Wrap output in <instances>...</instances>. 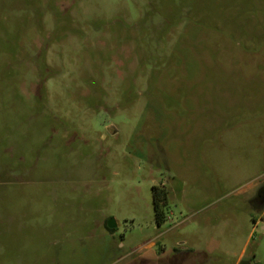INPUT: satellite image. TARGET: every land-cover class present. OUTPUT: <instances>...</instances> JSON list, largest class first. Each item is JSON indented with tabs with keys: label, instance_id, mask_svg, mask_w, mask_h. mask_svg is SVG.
I'll list each match as a JSON object with an SVG mask.
<instances>
[{
	"label": "rangeland",
	"instance_id": "obj_1",
	"mask_svg": "<svg viewBox=\"0 0 264 264\" xmlns=\"http://www.w3.org/2000/svg\"><path fill=\"white\" fill-rule=\"evenodd\" d=\"M259 5L0 0V264H264Z\"/></svg>",
	"mask_w": 264,
	"mask_h": 264
},
{
	"label": "trees",
	"instance_id": "obj_2",
	"mask_svg": "<svg viewBox=\"0 0 264 264\" xmlns=\"http://www.w3.org/2000/svg\"><path fill=\"white\" fill-rule=\"evenodd\" d=\"M251 13H252L251 15L254 19L251 22L256 24L258 27L262 26V28L264 29V5H259L257 7H253L251 9ZM250 38H253L256 41V42L250 41V43H255V44L260 43V44H262V47H260V48L264 49V33L253 32L250 34ZM240 45L242 48H245V46H244L245 42H240ZM261 49L257 48L254 51H260ZM152 192H153V209H154V213H155V221H156V224L158 226H160V225H162V223L165 220V213H164V210L162 208V204H163V201H165L166 192L163 188L156 187V186L152 188ZM110 231H112V230H110Z\"/></svg>",
	"mask_w": 264,
	"mask_h": 264
},
{
	"label": "water",
	"instance_id": "obj_3",
	"mask_svg": "<svg viewBox=\"0 0 264 264\" xmlns=\"http://www.w3.org/2000/svg\"><path fill=\"white\" fill-rule=\"evenodd\" d=\"M112 222H113V221L110 220V221L108 222V224H107V226H108L109 229H112V228H113Z\"/></svg>",
	"mask_w": 264,
	"mask_h": 264
},
{
	"label": "crops",
	"instance_id": "obj_4",
	"mask_svg": "<svg viewBox=\"0 0 264 264\" xmlns=\"http://www.w3.org/2000/svg\"><path fill=\"white\" fill-rule=\"evenodd\" d=\"M256 223H257V221H256Z\"/></svg>",
	"mask_w": 264,
	"mask_h": 264
}]
</instances>
